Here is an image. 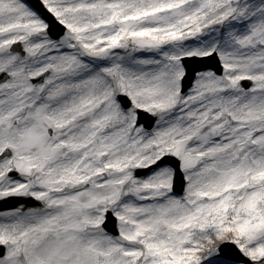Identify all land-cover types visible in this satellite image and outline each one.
I'll list each match as a JSON object with an SVG mask.
<instances>
[{
  "label": "snow or ice",
  "instance_id": "snow-or-ice-1",
  "mask_svg": "<svg viewBox=\"0 0 264 264\" xmlns=\"http://www.w3.org/2000/svg\"><path fill=\"white\" fill-rule=\"evenodd\" d=\"M0 264H264V0H0Z\"/></svg>",
  "mask_w": 264,
  "mask_h": 264
}]
</instances>
